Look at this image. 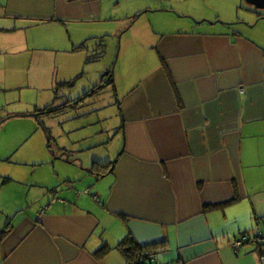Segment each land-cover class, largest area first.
<instances>
[{"label":"crops","instance_id":"crops-1","mask_svg":"<svg viewBox=\"0 0 264 264\" xmlns=\"http://www.w3.org/2000/svg\"><path fill=\"white\" fill-rule=\"evenodd\" d=\"M243 1L0 0V69L20 76L39 51L26 33L44 25L68 28L84 59L116 34L88 26L131 24L116 29L128 37L153 15L154 50V65L117 89L111 171L93 173L106 161L74 144L40 177L6 178L0 264H129L128 238L140 248L130 264H264L258 247H232L264 231V34Z\"/></svg>","mask_w":264,"mask_h":264},{"label":"rangeland","instance_id":"rangeland-1","mask_svg":"<svg viewBox=\"0 0 264 264\" xmlns=\"http://www.w3.org/2000/svg\"><path fill=\"white\" fill-rule=\"evenodd\" d=\"M247 6L245 0L238 5L241 16ZM152 16L145 14L128 37L116 29H128L131 24L88 26L90 30L101 27L98 33L111 29L116 34L89 44L91 49L84 59L71 54L67 43L71 34L66 27L44 25L26 33L25 39L39 47L32 69L25 67L21 76L20 72L0 69V187L6 178L40 177L64 146L85 147L87 150L77 157L98 155L109 163L108 157L116 153L111 140L120 122L115 107L117 89L121 95L125 84L154 65V50L146 49L153 44L147 32ZM257 25L264 34V21ZM92 56L97 60H88ZM109 74L113 79L107 83ZM6 76L14 77L9 88L4 85ZM96 86H100L98 90ZM104 139L106 144L101 146Z\"/></svg>","mask_w":264,"mask_h":264},{"label":"trees","instance_id":"trees-1","mask_svg":"<svg viewBox=\"0 0 264 264\" xmlns=\"http://www.w3.org/2000/svg\"><path fill=\"white\" fill-rule=\"evenodd\" d=\"M88 60L96 61L97 58L95 56L89 57ZM88 63H90L89 61H87ZM113 79V76H111V74H109V80L107 81V83L111 82ZM100 86H96V90L99 89ZM115 166V163H107V164H102L99 161H96L93 165V173H103V171H111ZM9 229V225L6 226L5 230L0 232V239H2L3 237H5L10 230ZM132 243V239L128 238L126 241H124L123 243H121L120 248L122 250V252L126 255L127 259H128V263L130 264L131 262L135 261L138 258V252H140V248L136 247H132L131 245ZM109 249L107 248H103L99 254L100 255H105L108 252ZM138 261V260H137ZM137 264H146L145 262H140L138 261Z\"/></svg>","mask_w":264,"mask_h":264},{"label":"built area","instance_id":"built-area-1","mask_svg":"<svg viewBox=\"0 0 264 264\" xmlns=\"http://www.w3.org/2000/svg\"><path fill=\"white\" fill-rule=\"evenodd\" d=\"M245 245H253L258 247L261 253L262 261L264 263V231L258 232L253 236L250 234H244L232 245V247L236 251H238L240 248H242ZM152 264H158V263L154 262Z\"/></svg>","mask_w":264,"mask_h":264},{"label":"water","instance_id":"water-1","mask_svg":"<svg viewBox=\"0 0 264 264\" xmlns=\"http://www.w3.org/2000/svg\"><path fill=\"white\" fill-rule=\"evenodd\" d=\"M246 4L254 9V11H250L251 14H255L259 16L258 21L264 20V0H245ZM152 12V11H149ZM207 23H210L206 21ZM196 23H200L197 22ZM216 23L223 24L222 21H217Z\"/></svg>","mask_w":264,"mask_h":264}]
</instances>
